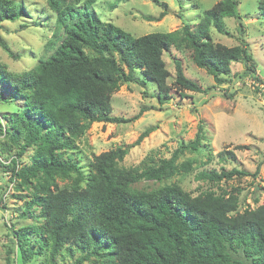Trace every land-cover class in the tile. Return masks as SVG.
<instances>
[{
    "label": "trees",
    "instance_id": "trees-1",
    "mask_svg": "<svg viewBox=\"0 0 264 264\" xmlns=\"http://www.w3.org/2000/svg\"><path fill=\"white\" fill-rule=\"evenodd\" d=\"M46 2L55 14L53 38L47 46L53 51L21 73L0 64V103L14 105L0 114V139L10 141H0V152L15 148L7 165L10 180L17 189L30 190L22 214L35 218L12 230L18 263L44 256V264H56L55 258L67 250L71 255L79 253L71 264H264V202L240 210L235 189L191 196L179 185L165 183L192 169L191 162L177 164L176 159L203 145L202 120L193 139L177 146L169 157L141 165L119 163L152 127L131 145L93 156L86 173L70 154L92 123L137 118L111 114V96L121 84L145 85L150 80L159 102L171 98L169 72L162 59L165 51L190 50L194 64L206 69L216 83L227 80L232 62L254 71L244 39L226 46L214 43L210 33L213 27L227 34L224 18H240L238 1L219 0L195 23L184 21L173 31L140 36L95 15L90 9L94 0H85L82 6L79 0ZM258 7L264 14V0ZM23 9L17 0H0V23L21 18ZM165 14L163 10L155 19ZM136 72L141 74L139 80ZM174 83L180 89L201 90L185 77L179 60H175ZM28 148L34 149L29 163L20 166L19 158ZM216 156L223 162L235 159L230 150ZM211 160L208 153L207 161ZM241 175L248 173L236 167L198 172L199 179L211 182ZM58 180L67 183L60 186ZM141 181L159 184L137 188ZM6 264H13V258L8 257Z\"/></svg>",
    "mask_w": 264,
    "mask_h": 264
},
{
    "label": "rangeland",
    "instance_id": "rangeland-1",
    "mask_svg": "<svg viewBox=\"0 0 264 264\" xmlns=\"http://www.w3.org/2000/svg\"><path fill=\"white\" fill-rule=\"evenodd\" d=\"M24 6L21 18L0 23V64L7 71L21 73L35 67L40 58L53 48H47L53 38L55 14L46 0H17ZM85 0H79L82 6ZM219 0H94L91 10L103 20L140 36L151 32L173 31L184 21L195 23L201 13ZM240 18L226 17L227 34L210 28L214 43L232 46L247 42L248 51L254 59V71L245 70L240 62L231 63V74L226 81L216 83L204 68L192 61L190 50L165 51L162 59L169 72L167 83L171 98L159 102L157 87L147 80L145 85L123 83L111 96V114L131 119L127 122H94L84 135L76 140L75 156L84 173L89 160L103 151L131 145L148 127L152 131L139 144L130 147L120 165H141L169 157L180 144L192 140L197 124L204 122L206 140L196 151L186 150L179 154L176 163L191 162L192 169L174 175L165 183H175L191 196L204 191L217 194L233 189L239 198V209L255 208L264 202V14L258 7L260 0H237ZM161 3H165L166 7ZM166 14L155 19L161 11ZM154 17V18H153ZM242 32H239V25ZM175 60H179L185 77L197 83L201 90L180 89L175 85ZM139 80L141 74L136 72ZM19 104V103H18ZM13 104L0 103V114L13 109ZM0 141L10 142L7 139ZM244 145L243 148H236ZM33 148H28L19 158L20 166L29 163ZM222 150L234 152L235 159L220 161L216 153ZM15 148L0 152V264L8 257L19 264L12 242V230L29 224L35 218L22 214L25 203L31 199L27 189L19 190L10 180L9 157ZM212 160L207 161V154ZM236 167L248 173L229 180L211 182L198 177L204 169ZM60 186L67 180H58ZM159 183L141 181L137 188L150 189ZM78 252L72 255L64 250L55 258L56 264H71ZM44 260V261H43ZM44 264V256H34L25 264ZM84 264H94L84 261Z\"/></svg>",
    "mask_w": 264,
    "mask_h": 264
}]
</instances>
